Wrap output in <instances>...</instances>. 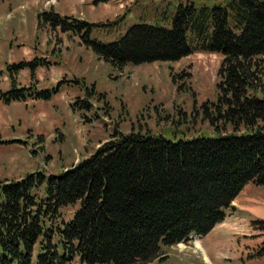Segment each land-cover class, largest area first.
<instances>
[{"label": "trees", "instance_id": "1", "mask_svg": "<svg viewBox=\"0 0 264 264\" xmlns=\"http://www.w3.org/2000/svg\"><path fill=\"white\" fill-rule=\"evenodd\" d=\"M212 6L181 4L171 29L137 24L110 44L90 39L93 24L54 9L39 14L41 27L85 32L86 45L117 69L179 61L197 50L222 56L216 101L201 107L215 135L121 134L59 176L1 180L0 264L163 262L164 248L222 223L247 185L264 186V0ZM30 66L32 77L42 67L24 63L15 73ZM13 75L0 96L5 105L51 99L49 91L14 88ZM78 203L67 222L62 209ZM254 225L264 233V221ZM256 257H264V242Z\"/></svg>", "mask_w": 264, "mask_h": 264}, {"label": "rangeland", "instance_id": "2", "mask_svg": "<svg viewBox=\"0 0 264 264\" xmlns=\"http://www.w3.org/2000/svg\"><path fill=\"white\" fill-rule=\"evenodd\" d=\"M213 2L226 0L0 1V96L11 89L13 74L14 88L52 96L0 101V181L37 172L59 176L121 134L151 133L173 141L215 135L201 107L216 101L222 56L197 50L179 61L117 69L86 45L85 32L53 31L38 19L54 9L95 25L90 39L110 44L137 24L171 29L181 4L210 10ZM24 63L42 67L33 77L31 66L15 73L14 66ZM79 208V203L63 208L62 216L68 222ZM259 221L264 186L249 184L206 237L194 235L164 248L167 259L148 264H264V257H256L264 242L254 225ZM68 264L82 263L77 258Z\"/></svg>", "mask_w": 264, "mask_h": 264}, {"label": "crops", "instance_id": "3", "mask_svg": "<svg viewBox=\"0 0 264 264\" xmlns=\"http://www.w3.org/2000/svg\"><path fill=\"white\" fill-rule=\"evenodd\" d=\"M223 222H224V221H223ZM223 222H222V223H223ZM220 224H221V223H220ZM218 225H219V224H218ZM202 238H204V237H202ZM202 246H203V245H202ZM202 246L200 245V243H198V247H199V248H201ZM203 248H204V247H203ZM204 250H205V249H204ZM208 258H209V257H208ZM212 264H214V263H212Z\"/></svg>", "mask_w": 264, "mask_h": 264}, {"label": "bare ground", "instance_id": "4", "mask_svg": "<svg viewBox=\"0 0 264 264\" xmlns=\"http://www.w3.org/2000/svg\"><path fill=\"white\" fill-rule=\"evenodd\" d=\"M180 245H182V244H180ZM197 247H198V244H197ZM199 248V247H198Z\"/></svg>", "mask_w": 264, "mask_h": 264}]
</instances>
